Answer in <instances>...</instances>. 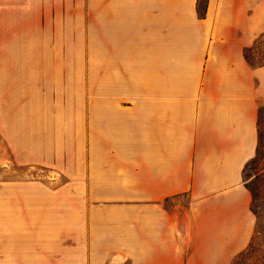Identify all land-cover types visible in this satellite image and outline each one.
I'll list each match as a JSON object with an SVG mask.
<instances>
[{"label": "crops", "instance_id": "0c3cea01", "mask_svg": "<svg viewBox=\"0 0 264 264\" xmlns=\"http://www.w3.org/2000/svg\"><path fill=\"white\" fill-rule=\"evenodd\" d=\"M197 2L0 0V26H19L18 108L0 99V130L20 165L65 180L20 184L35 240L19 264H234L249 246L264 59L245 51L264 0H208L205 17Z\"/></svg>", "mask_w": 264, "mask_h": 264}, {"label": "rangeland", "instance_id": "374dc122", "mask_svg": "<svg viewBox=\"0 0 264 264\" xmlns=\"http://www.w3.org/2000/svg\"><path fill=\"white\" fill-rule=\"evenodd\" d=\"M18 30V25L0 26V76L3 74L2 71L5 70L7 79L10 81L8 83L9 87L0 88V99L5 98L7 100L6 108L11 113H17L18 108V41L13 38L14 33L17 34ZM249 56L254 64L263 61L264 37L260 39L257 49L249 52ZM2 108L3 106L0 104V115H2ZM259 131L262 135V153L257 158L258 160L253 168L248 170V178L251 177L250 180L256 179L258 176L264 177V104L261 105ZM15 134L12 135L13 137L7 138L0 130V193L3 192V188H6L5 193L9 203L7 208L8 215L5 217V230L0 226V264H4V262L5 264H19L20 242H24L26 237L32 243L35 240L33 229L24 233V226H21L26 221L29 224V220L24 216L26 215L24 200L20 201L19 198L20 184L28 181H40L52 188H56L65 181L62 177L54 180V176L57 174L43 166L20 165L9 143L10 140H15V137H17ZM257 200L256 234L253 245L248 253L236 260L237 264H264L263 188ZM180 203L186 204V198H182ZM49 235H43V244H45L46 239L50 238ZM43 261V264H55L52 258L49 257L44 258Z\"/></svg>", "mask_w": 264, "mask_h": 264}, {"label": "trees", "instance_id": "16d2710c", "mask_svg": "<svg viewBox=\"0 0 264 264\" xmlns=\"http://www.w3.org/2000/svg\"><path fill=\"white\" fill-rule=\"evenodd\" d=\"M207 1L208 0H198L197 2V11L200 17H205L206 15V6H207ZM245 56L248 59V61H250L252 64H254L251 61V58L249 56V52L248 50L245 51ZM260 111H261V107L259 110V118H260ZM259 118H258V136H259V140H258V147H257V151L256 154L253 158H251L247 164L244 167L243 170V176H244V181H245V185L246 187L249 189V191L251 192L252 195V202H251V209L254 212V214L256 215V219H257V210H256V203H257V199H259L260 193L262 191L263 188V192H264V177H256V179L250 180L251 177L248 178V170L252 169L254 164L257 162V158H259V156L261 155V148L263 147L262 145V135L259 131ZM256 234V229H255V233L252 237V240L249 244V246L243 250L242 252H240L234 259V264H237V259L240 256H244L246 253H248L250 251V249L252 248L253 245V241H254V237Z\"/></svg>", "mask_w": 264, "mask_h": 264}]
</instances>
